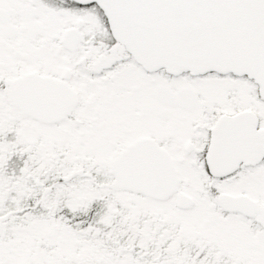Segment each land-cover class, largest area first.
Here are the masks:
<instances>
[{"label": "snow or ice", "instance_id": "obj_1", "mask_svg": "<svg viewBox=\"0 0 264 264\" xmlns=\"http://www.w3.org/2000/svg\"><path fill=\"white\" fill-rule=\"evenodd\" d=\"M0 264H264V0H0Z\"/></svg>", "mask_w": 264, "mask_h": 264}]
</instances>
